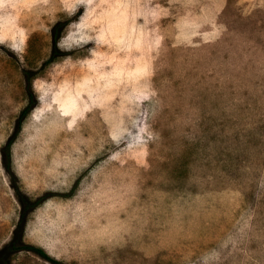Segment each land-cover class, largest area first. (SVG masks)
I'll use <instances>...</instances> for the list:
<instances>
[{"label":"rangeland","instance_id":"obj_1","mask_svg":"<svg viewBox=\"0 0 264 264\" xmlns=\"http://www.w3.org/2000/svg\"><path fill=\"white\" fill-rule=\"evenodd\" d=\"M25 70L13 168L51 194L27 244L63 264H264V0H0V151ZM20 211L0 152V252Z\"/></svg>","mask_w":264,"mask_h":264},{"label":"trees","instance_id":"obj_2","mask_svg":"<svg viewBox=\"0 0 264 264\" xmlns=\"http://www.w3.org/2000/svg\"><path fill=\"white\" fill-rule=\"evenodd\" d=\"M68 25H69L68 21H59L52 28L51 34H52V42H53V56L51 59H55L57 57L64 55V54H60L58 44L62 38L63 31L67 28ZM24 75L26 78V92L28 95L29 102L27 106L22 110L20 116L17 119L16 128L13 135L8 139V141L5 143V145L1 148L0 151L2 166L9 178L14 195L20 204L21 211L11 241L0 252V263L4 262L5 256L9 257L18 252L31 251L37 254L38 256L44 258L45 260L51 262L52 264H63V262L49 255L44 248L27 244L24 240L26 227L28 225L31 215L51 197V194L49 192L44 193L35 199L28 196L23 191V188L21 187L20 184V179L16 175L13 168V153H12L13 146L17 140L18 135L22 131L26 119L34 110L38 101L33 88L32 72L25 70ZM77 186L78 183L73 187L71 193L68 194V196L66 197L72 196L73 193L76 191Z\"/></svg>","mask_w":264,"mask_h":264}]
</instances>
